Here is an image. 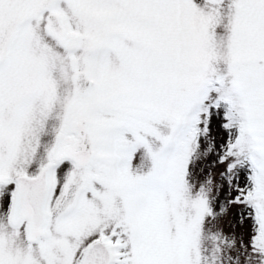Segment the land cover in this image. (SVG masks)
<instances>
[{
    "label": "snow or ice",
    "instance_id": "snow-or-ice-1",
    "mask_svg": "<svg viewBox=\"0 0 264 264\" xmlns=\"http://www.w3.org/2000/svg\"><path fill=\"white\" fill-rule=\"evenodd\" d=\"M0 264H264V0H0Z\"/></svg>",
    "mask_w": 264,
    "mask_h": 264
}]
</instances>
